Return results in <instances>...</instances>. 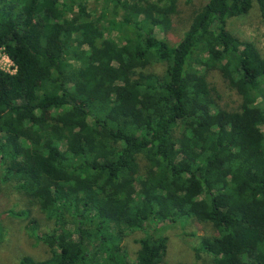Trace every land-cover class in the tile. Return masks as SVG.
I'll return each instance as SVG.
<instances>
[{
	"label": "trees",
	"instance_id": "1",
	"mask_svg": "<svg viewBox=\"0 0 264 264\" xmlns=\"http://www.w3.org/2000/svg\"><path fill=\"white\" fill-rule=\"evenodd\" d=\"M177 1L0 0V200L51 225L29 224L48 257L18 264H161L157 231L189 220L212 228L197 260L264 264V56L228 27L264 0H202L172 43Z\"/></svg>",
	"mask_w": 264,
	"mask_h": 264
},
{
	"label": "rangeland",
	"instance_id": "2",
	"mask_svg": "<svg viewBox=\"0 0 264 264\" xmlns=\"http://www.w3.org/2000/svg\"><path fill=\"white\" fill-rule=\"evenodd\" d=\"M202 0H178L177 13L174 15L170 29L166 32L165 38L170 42H176L186 31L193 11L201 4ZM88 9L92 16L102 14L100 6L94 1L89 2ZM94 10V12H93ZM229 30L242 39L251 40L257 49L264 56V19L260 13L256 2L253 3L247 15L229 21ZM0 69L13 73L14 66L8 60L3 50L0 48ZM154 70L159 72L160 67L155 66ZM209 81L215 87L219 95V104L226 109H236L239 104L237 95L224 87V84L217 73L209 75ZM141 171L144 168L143 160L139 163ZM0 207L2 211H26L29 216L11 217L4 213L1 216L0 235V264H18L20 258L29 256L35 259H45L48 257L47 248L37 242L30 233V222L34 220L39 232L44 233L51 228L44 215L38 207L29 203L27 198L16 190L6 186L2 188ZM157 234L167 238V250L161 264H211L210 259L205 255H200V259L195 258L193 247L197 246L201 237L212 234V228L206 224H199L189 220L183 223L167 225ZM139 233L127 237L123 242V247L127 250L130 258L135 257L138 245L135 239Z\"/></svg>",
	"mask_w": 264,
	"mask_h": 264
},
{
	"label": "built area",
	"instance_id": "3",
	"mask_svg": "<svg viewBox=\"0 0 264 264\" xmlns=\"http://www.w3.org/2000/svg\"><path fill=\"white\" fill-rule=\"evenodd\" d=\"M9 60V59H8Z\"/></svg>",
	"mask_w": 264,
	"mask_h": 264
}]
</instances>
